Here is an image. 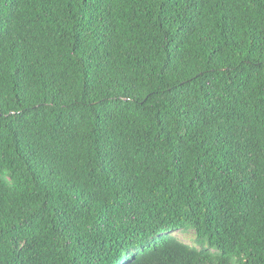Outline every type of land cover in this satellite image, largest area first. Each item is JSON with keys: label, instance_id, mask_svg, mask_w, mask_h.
I'll return each mask as SVG.
<instances>
[{"label": "trees", "instance_id": "trees-1", "mask_svg": "<svg viewBox=\"0 0 264 264\" xmlns=\"http://www.w3.org/2000/svg\"><path fill=\"white\" fill-rule=\"evenodd\" d=\"M0 264H264V0H0Z\"/></svg>", "mask_w": 264, "mask_h": 264}, {"label": "rangeland", "instance_id": "rangeland-1", "mask_svg": "<svg viewBox=\"0 0 264 264\" xmlns=\"http://www.w3.org/2000/svg\"><path fill=\"white\" fill-rule=\"evenodd\" d=\"M176 236L188 244H193L194 242V233L193 232H187V233H177Z\"/></svg>", "mask_w": 264, "mask_h": 264}]
</instances>
